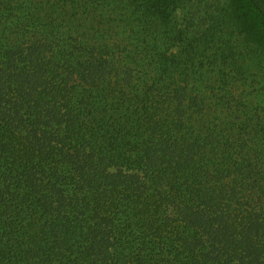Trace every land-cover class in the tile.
Wrapping results in <instances>:
<instances>
[{"label": "trees", "instance_id": "trees-1", "mask_svg": "<svg viewBox=\"0 0 264 264\" xmlns=\"http://www.w3.org/2000/svg\"><path fill=\"white\" fill-rule=\"evenodd\" d=\"M178 3L0 0V264H264V0Z\"/></svg>", "mask_w": 264, "mask_h": 264}, {"label": "rangeland", "instance_id": "rangeland-1", "mask_svg": "<svg viewBox=\"0 0 264 264\" xmlns=\"http://www.w3.org/2000/svg\"><path fill=\"white\" fill-rule=\"evenodd\" d=\"M227 2L228 0H179L175 14L180 19L188 14L204 17L205 26L203 28H211L212 31L221 33L229 43H234L236 47L240 45V40L233 23L227 18ZM243 51L246 53L245 48ZM257 57L261 58L257 53L250 51L247 61L251 60L250 58L258 59Z\"/></svg>", "mask_w": 264, "mask_h": 264}]
</instances>
